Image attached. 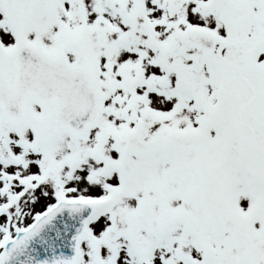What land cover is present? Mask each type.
Listing matches in <instances>:
<instances>
[{
  "label": "snow or ice",
  "instance_id": "1",
  "mask_svg": "<svg viewBox=\"0 0 264 264\" xmlns=\"http://www.w3.org/2000/svg\"><path fill=\"white\" fill-rule=\"evenodd\" d=\"M0 264H264V0H0Z\"/></svg>",
  "mask_w": 264,
  "mask_h": 264
}]
</instances>
